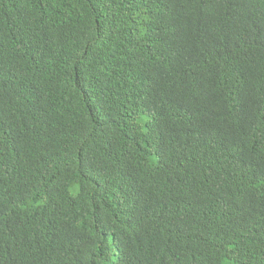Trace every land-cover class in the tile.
<instances>
[{
    "label": "trees",
    "instance_id": "16d2710c",
    "mask_svg": "<svg viewBox=\"0 0 264 264\" xmlns=\"http://www.w3.org/2000/svg\"><path fill=\"white\" fill-rule=\"evenodd\" d=\"M0 264H264V0H0Z\"/></svg>",
    "mask_w": 264,
    "mask_h": 264
}]
</instances>
